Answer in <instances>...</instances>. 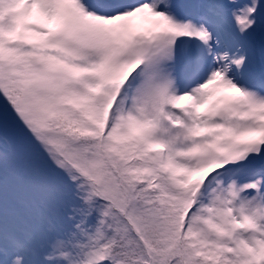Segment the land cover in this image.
I'll return each instance as SVG.
<instances>
[{"label":"snow or ice","instance_id":"obj_1","mask_svg":"<svg viewBox=\"0 0 264 264\" xmlns=\"http://www.w3.org/2000/svg\"><path fill=\"white\" fill-rule=\"evenodd\" d=\"M0 264H264V0H0Z\"/></svg>","mask_w":264,"mask_h":264}]
</instances>
